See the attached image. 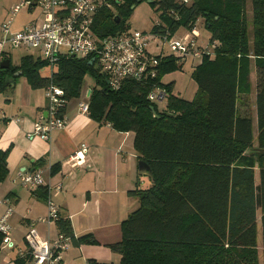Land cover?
Listing matches in <instances>:
<instances>
[{"label": "trees", "instance_id": "16d2710c", "mask_svg": "<svg viewBox=\"0 0 264 264\" xmlns=\"http://www.w3.org/2000/svg\"><path fill=\"white\" fill-rule=\"evenodd\" d=\"M141 1L106 0L110 6L98 10L93 31L99 36L126 31L124 19ZM246 3L151 0L162 19L152 32L172 34L179 26L191 29L202 18L210 33L212 54H204L191 73L197 85L191 100L177 96L173 82H161L165 74L182 67L171 54L160 59L155 79H127L111 89L88 58L61 56L47 76L43 71L48 64L42 58L27 54L13 65L2 53L1 60L9 59V67L0 68V91L12 86L6 78L20 72L33 89L50 83L61 87L68 101L80 96L82 80L90 73L95 86L88 97V115L133 133L138 161L148 163L152 180L139 175L148 185L128 191L137 198L138 207L122 220L120 241L110 245L120 254V264H264V0H250L251 19ZM251 63L256 137L247 97L252 88ZM152 83L166 90L163 101L148 99ZM7 155L8 149L0 151V183L8 174ZM42 189L46 198L47 189ZM57 225L72 243H96L90 233L75 236L68 218L60 216ZM30 259L26 255L14 261L30 264Z\"/></svg>", "mask_w": 264, "mask_h": 264}, {"label": "crops", "instance_id": "0c3cea01", "mask_svg": "<svg viewBox=\"0 0 264 264\" xmlns=\"http://www.w3.org/2000/svg\"><path fill=\"white\" fill-rule=\"evenodd\" d=\"M31 19L20 22L14 29H20ZM5 52L10 55L7 48ZM17 81L15 77L12 87L17 88L16 92L12 99L7 95L9 102L0 116V151L8 149V174L0 183V198L8 196L14 203L13 230L18 225L24 233L31 220L46 215L47 201L51 199L58 206L60 216L69 219L75 236L90 233L96 239V243L71 242L63 252L65 264H120V254L110 245L120 241L122 220L138 207L137 198L129 196L128 191L148 185L147 179L138 175L133 133L118 131L108 122L92 119L88 113L79 111L81 100L74 99L76 102L66 104L63 128L54 130L48 140L28 139L26 133L34 121L46 116L47 100L44 88L33 89L25 81L22 84ZM82 145L86 150L77 163L71 157ZM35 169L42 170L44 185L41 186L47 189L46 198L43 187L30 190L18 182L21 172ZM57 185H61L59 191L55 189ZM3 209L0 205V215ZM35 227L46 238L60 233L57 221L38 222ZM23 235L19 240L23 241ZM14 241L22 247L20 241ZM7 259H13L15 264L13 252L1 258L0 263L8 264Z\"/></svg>", "mask_w": 264, "mask_h": 264}, {"label": "built area", "instance_id": "2783aa9c", "mask_svg": "<svg viewBox=\"0 0 264 264\" xmlns=\"http://www.w3.org/2000/svg\"><path fill=\"white\" fill-rule=\"evenodd\" d=\"M182 1L188 4L191 0ZM103 5L110 6L106 0H20L11 7L7 18L0 24V56L7 46L15 49L37 48L40 58L48 64L45 69L49 70L47 76L51 75L61 56L88 58L90 63H95L99 74L106 78L108 87L118 89L127 79L137 82L155 79L158 73L156 66L168 54L175 56L178 62H183L187 55L201 59L204 54H212V49L196 44L199 34L195 26L191 28V34H186L183 39H174L168 31L149 33L126 30L99 36L93 31V22ZM23 7L30 11L38 7L40 17L13 30L15 16ZM152 43L158 47L157 53L152 50ZM165 47L169 50L168 54L163 53ZM44 95L47 100L46 116L34 121L32 129L26 133L28 139L38 137L48 140L54 130L65 126L64 110L68 101L63 89L50 83L44 88ZM166 96L163 87L157 83L151 84L147 95L150 101H163ZM88 105V101H79V111L88 113ZM85 150L86 146L82 145L71 159L81 162ZM18 182L30 190L44 185L42 170L21 172ZM55 189L59 191L61 185L55 186ZM0 205L4 207L0 215V251L6 257L13 252L14 258L29 255L30 264H65L63 252L71 246L70 237L63 233L54 238L42 237L35 227L38 222L49 224L59 219L58 206L51 199L47 201L46 215L27 224L22 247L13 239V201L6 196L0 198ZM12 262L13 259L6 260L8 264Z\"/></svg>", "mask_w": 264, "mask_h": 264}, {"label": "rangeland", "instance_id": "374dc122", "mask_svg": "<svg viewBox=\"0 0 264 264\" xmlns=\"http://www.w3.org/2000/svg\"><path fill=\"white\" fill-rule=\"evenodd\" d=\"M19 0H0V24L7 18L9 14V10L11 9V5ZM111 11L114 13L116 11L115 6L111 4L110 7ZM161 11L157 9V6H154L149 2V0H142L138 4H136L128 13L126 18L124 19L125 24L127 25V31H133L138 30L142 32H151L153 30L154 24L157 22H162V19L160 17ZM246 13L248 19H251V3L250 0H247L246 3ZM39 18L40 17V10L38 7H36L34 10L30 11L28 8L23 7L20 12L15 16V20L13 22L12 28L14 30V27L19 24L20 22L26 21L30 18ZM195 28L198 31L199 36L196 39V44L200 47H208L209 49L213 48V44H210V33L207 30L206 26L204 25V21L199 20L195 22ZM172 37L174 39H183L186 34H191V29H188L184 26L177 27L173 33ZM216 44V42L214 43ZM152 50L157 53L158 47L155 44H150ZM7 50L9 51L10 55V61L11 63L18 64L21 57L24 55H32L35 58H39V50L37 48H9L7 46ZM163 53L168 54L169 50L165 47ZM200 62V59L194 58L192 55H187L183 62L180 64L182 65L181 69H177L175 71L169 72L165 74L161 78V82L167 83V82H173V88L174 93L187 100H191L194 96V93L196 91L197 85L193 81L191 77V73L195 66ZM49 70H44L43 74H47ZM250 80L251 83L255 84V66L253 63H251L250 66ZM18 80L17 83L22 84L24 81L26 85L28 84L27 79L19 75L16 77ZM252 84V88L250 93L247 95L248 97V109L250 113L253 116V122H252V132L253 136H257V128H256V113H255V102H254V95H255V87ZM95 86V78L90 74L87 73L81 84V90H80V96L77 98H71L69 101H72L73 103L78 102V100L81 101H89V98L86 97L87 91ZM17 88H14L12 86H6L4 88V91H0V116L2 115V111L5 110V104H7L9 101L7 100V95L10 96V99L13 98ZM40 89V88H39ZM76 99V100H74ZM163 105V103H161ZM240 107L239 109H244V106L241 104H238ZM253 147H257V141L254 139L253 141ZM257 149V148H256ZM257 173V168H255ZM146 179V178H144ZM256 179H258V176L256 174ZM137 205H135L134 208H136ZM133 208V209H134ZM28 230V225L25 227L24 233ZM22 228L18 225H14L13 230V239L20 241V245L24 246V242L21 239L22 234ZM257 246L258 251L260 255L261 260V236H260V223H258V237H257ZM5 256V253L0 251V259Z\"/></svg>", "mask_w": 264, "mask_h": 264}, {"label": "water", "instance_id": "95a60500", "mask_svg": "<svg viewBox=\"0 0 264 264\" xmlns=\"http://www.w3.org/2000/svg\"><path fill=\"white\" fill-rule=\"evenodd\" d=\"M149 2H151V0H149ZM119 21V18L116 19V22ZM9 67V59H3L0 61V68L4 69V68H8ZM6 83H10L12 86L14 85V78L10 77V78H6ZM91 89H89L87 91L86 97L88 98L90 95ZM150 109L153 112V115L155 117H158V115L156 114L154 107L150 106ZM138 175L140 176H145L148 177L152 180V171L150 166L148 165V163L144 160H140L138 161Z\"/></svg>", "mask_w": 264, "mask_h": 264}]
</instances>
